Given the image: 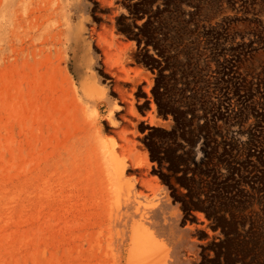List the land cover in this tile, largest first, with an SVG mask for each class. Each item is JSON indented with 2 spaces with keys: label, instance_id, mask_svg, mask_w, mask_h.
<instances>
[{
  "label": "rangeland",
  "instance_id": "1",
  "mask_svg": "<svg viewBox=\"0 0 264 264\" xmlns=\"http://www.w3.org/2000/svg\"><path fill=\"white\" fill-rule=\"evenodd\" d=\"M146 228L160 264H264V0H0V264H133Z\"/></svg>",
  "mask_w": 264,
  "mask_h": 264
},
{
  "label": "bare ground",
  "instance_id": "2",
  "mask_svg": "<svg viewBox=\"0 0 264 264\" xmlns=\"http://www.w3.org/2000/svg\"><path fill=\"white\" fill-rule=\"evenodd\" d=\"M102 3V2H101ZM47 18V17H46ZM94 29V28H93ZM37 30V29H36ZM92 32V31H91ZM96 32V31H94ZM84 34V33H83ZM90 34V33H89ZM104 34V33H102ZM97 35V39L100 40L101 39V34L96 32ZM90 36V35H89ZM31 37V36H30ZM52 37V36H51ZM53 38V37H52ZM30 39V38H29ZM105 39V37H104ZM112 39V38H111ZM46 40V39H45ZM106 40V39H105ZM53 41V40H52ZM56 40H54L55 42ZM47 42V41H46ZM113 43V42H112ZM48 44V43H47ZM51 44V43H50ZM49 44V45H50ZM57 44V43H56ZM97 46H100V43H96ZM106 47V46H105ZM109 47V46H108ZM54 49V48H53ZM34 51V50H33ZM107 51V49H106ZM111 51V50H110ZM56 53V52H55ZM111 53V52H110ZM30 54V53H29ZM38 56V55H37ZM60 56V55H59ZM62 56V55H61ZM60 56V57H61ZM110 56V55H109ZM27 57V56H26ZM40 57V56H39ZM38 57V58H39ZM57 60V59H56ZM55 60V61H56ZM80 60V59H79ZM85 61V60H84ZM108 61V60H107ZM80 62V61H79ZM85 63V62H84ZM77 65V64H76ZM75 65V66H76ZM85 65V64H82ZM91 65V64H90ZM66 66V65H64ZM91 68V67H90ZM112 69V68H111ZM89 70V69H88ZM110 70V69H109ZM67 71V70H66ZM109 72V71H108ZM116 73V72H115ZM110 74H112L111 76L114 77V73L110 72ZM117 75V74H116ZM66 76V75H65ZM68 76V75H67ZM117 77V76H116ZM118 79H120V77H117ZM125 78V77H124ZM129 78V77H128ZM65 79V78H64ZM67 79V78H66ZM115 79V78H114ZM71 80V79H70ZM68 81V80H67ZM65 83V81H63ZM96 80L93 74H90L89 72H85L83 76H77L76 77V82L75 83H71L73 84V86H75V84L77 83L78 86L74 87L73 91L75 94V97L80 99L81 104L82 103H87L88 102V98L87 96H89L90 94V90L92 87H96ZM117 82V80H116ZM128 82V81H127ZM67 83V82H66ZM62 84V83H61ZM70 84V85H71ZM69 86V84H66ZM121 85H116V89L115 91L118 94V99L119 102L122 103L125 108H127L126 106H128V100L126 99V89L120 87ZM133 90V89H131ZM93 95V94H92ZM73 96V95H72ZM74 97V96H73ZM74 97V98H75ZM131 100V99H130ZM76 101V100H75ZM78 101V100H77ZM79 104V103H78ZM87 105V104H86ZM78 106V105H77ZM88 106V105H87ZM130 107V106H129ZM84 109V108H82ZM111 111H121L123 110V108H117V107H113L111 108ZM129 110V109H128ZM111 112V113H113ZM98 113V112H97ZM125 117V116H124ZM130 117V116H129ZM123 119V118H122ZM129 119V118H128ZM97 136V134L95 135ZM95 139V138H94ZM123 140L125 143H129L131 142L129 138L125 137V135L123 136ZM93 141V140H92ZM104 143V142H103ZM98 145V144H97ZM108 145V143H107ZM105 146V145H104ZM99 148V147H98ZM130 149V147H129ZM93 150V149H92ZM106 151V150H105ZM114 149H109L107 150V156L105 160L110 161L111 159H113L114 157ZM129 151V150H128ZM98 154V153H97ZM112 157V158H111ZM114 160V159H113ZM140 162V161H139ZM135 163V165L138 168H143V165H141V163ZM134 165V164H133ZM126 164L125 162L121 161L116 167H115V174H116V178L120 179L119 181L127 187L128 192H131V190L137 185H144L145 184V179H146V172H141L140 177L139 178H132L126 181H123V174L126 168ZM108 178V176L106 177ZM111 179V178H110ZM105 182H109V178L105 181ZM112 182V181H111ZM114 182V181H113ZM109 187L112 185H108ZM114 187V186H113ZM107 188V187H106ZM112 188V187H111ZM106 191L109 189H105ZM111 191H113V189H111ZM115 191V189H114ZM110 192V191H109ZM108 192V193H109ZM154 197H156V194H154ZM151 201V200H150ZM155 199L152 198L151 202H154ZM157 201H159V199H157ZM154 207V206H153ZM153 212V208L151 207L146 213H152ZM145 213V214H146ZM126 239H129V243L126 245L125 247V242ZM116 245V250L120 253L123 251V253L127 254V259L126 261L128 263H130L129 261H133V264H160L159 262V255L161 254L158 249L162 248V246H164V244L162 243V240H159L154 232H151L149 229H144L141 231H137V229L134 230V232L131 234V236L129 237H121L120 239L115 241ZM195 249V248H194ZM158 251V252H157ZM194 252V251H193ZM158 253V254H157ZM107 254H110L109 252ZM113 255V253H112ZM157 255V256H156ZM195 255V254H194ZM110 256V255H109ZM111 257V256H110ZM162 263V262H161ZM131 264V263H130Z\"/></svg>",
  "mask_w": 264,
  "mask_h": 264
}]
</instances>
